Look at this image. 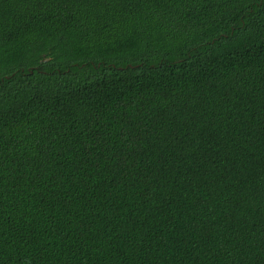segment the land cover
<instances>
[{"label":"trees","instance_id":"trees-1","mask_svg":"<svg viewBox=\"0 0 264 264\" xmlns=\"http://www.w3.org/2000/svg\"><path fill=\"white\" fill-rule=\"evenodd\" d=\"M0 264H264V0H0Z\"/></svg>","mask_w":264,"mask_h":264}]
</instances>
